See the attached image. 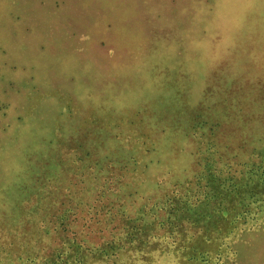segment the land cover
<instances>
[{"label": "rangeland", "instance_id": "rangeland-1", "mask_svg": "<svg viewBox=\"0 0 264 264\" xmlns=\"http://www.w3.org/2000/svg\"><path fill=\"white\" fill-rule=\"evenodd\" d=\"M195 128L229 155L264 150V0H0V244L54 246L30 219L74 151L137 155L128 188L161 204L199 168ZM254 215L200 264H264V201ZM175 246L117 262L182 264Z\"/></svg>", "mask_w": 264, "mask_h": 264}, {"label": "trees", "instance_id": "trees-1", "mask_svg": "<svg viewBox=\"0 0 264 264\" xmlns=\"http://www.w3.org/2000/svg\"><path fill=\"white\" fill-rule=\"evenodd\" d=\"M199 129L192 132L202 143L197 146V172L175 183L161 204L139 202L143 196L128 188L130 178L138 174L137 155L100 167L96 159L86 160L88 154L74 151L73 174L63 195L55 204L39 206L30 219L33 234H52L54 246L40 248V254V249L16 247L17 241L10 239L0 244V264H119L128 253L167 251L168 243L184 255L182 264L207 261L208 240L229 235L240 224H257L251 220L264 201V150L229 155L217 150L215 141L206 140ZM199 236L202 244L195 242ZM184 238L188 244H183Z\"/></svg>", "mask_w": 264, "mask_h": 264}]
</instances>
